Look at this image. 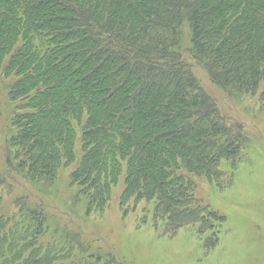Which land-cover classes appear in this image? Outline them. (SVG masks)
<instances>
[{"label": "trees", "instance_id": "16d2710c", "mask_svg": "<svg viewBox=\"0 0 264 264\" xmlns=\"http://www.w3.org/2000/svg\"><path fill=\"white\" fill-rule=\"evenodd\" d=\"M194 66L264 108V0H0V80L14 107L0 264H99L78 235H50L26 198L5 212L12 175L46 188L68 169L88 215L102 214L122 181L124 216L143 205L139 227L169 239L191 230L217 247L226 218L200 204L193 178L229 189L250 139Z\"/></svg>", "mask_w": 264, "mask_h": 264}, {"label": "rangeland", "instance_id": "374dc122", "mask_svg": "<svg viewBox=\"0 0 264 264\" xmlns=\"http://www.w3.org/2000/svg\"><path fill=\"white\" fill-rule=\"evenodd\" d=\"M193 72L205 93L217 102L221 113L244 125L250 139L247 159L236 174L235 183L220 189L206 179L193 178L195 196L200 204L224 215L217 247L208 252L204 240L191 230H183L174 239L159 237L152 226L139 227L143 205L124 216L120 199L121 181L113 188L111 202L101 214H87L84 201L76 199L70 171L62 170L54 185H32L22 178L10 177L5 190V212L17 211L16 201L45 212L50 235L55 229L78 235L81 246L95 255L99 264H264V108L258 98L230 96L215 86L199 67ZM0 80V171L6 167V139L12 135L14 110L7 98L10 81ZM4 172V171H3ZM12 179V180H11ZM52 239V237H51ZM78 252V257H83ZM90 258L89 261L98 259Z\"/></svg>", "mask_w": 264, "mask_h": 264}]
</instances>
